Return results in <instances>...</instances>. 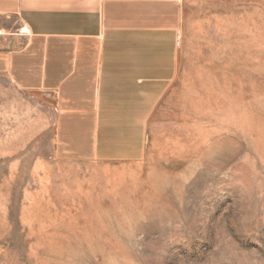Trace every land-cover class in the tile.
Returning <instances> with one entry per match:
<instances>
[{"label": "rangeland", "instance_id": "374dc122", "mask_svg": "<svg viewBox=\"0 0 264 264\" xmlns=\"http://www.w3.org/2000/svg\"><path fill=\"white\" fill-rule=\"evenodd\" d=\"M141 144L57 152L54 93L0 73V264H264V0H181Z\"/></svg>", "mask_w": 264, "mask_h": 264}, {"label": "crops", "instance_id": "0c3cea01", "mask_svg": "<svg viewBox=\"0 0 264 264\" xmlns=\"http://www.w3.org/2000/svg\"><path fill=\"white\" fill-rule=\"evenodd\" d=\"M181 24V0H0V73L54 93L57 152L124 153L173 87Z\"/></svg>", "mask_w": 264, "mask_h": 264}, {"label": "built area", "instance_id": "2783aa9c", "mask_svg": "<svg viewBox=\"0 0 264 264\" xmlns=\"http://www.w3.org/2000/svg\"><path fill=\"white\" fill-rule=\"evenodd\" d=\"M1 34H3V31H2V29L0 28V35H1Z\"/></svg>", "mask_w": 264, "mask_h": 264}]
</instances>
